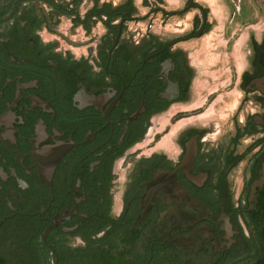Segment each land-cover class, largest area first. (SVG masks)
Masks as SVG:
<instances>
[{"label": "flooded vegetation", "instance_id": "1", "mask_svg": "<svg viewBox=\"0 0 264 264\" xmlns=\"http://www.w3.org/2000/svg\"><path fill=\"white\" fill-rule=\"evenodd\" d=\"M168 3L0 0V264H264V0Z\"/></svg>", "mask_w": 264, "mask_h": 264}, {"label": "rangeland", "instance_id": "2", "mask_svg": "<svg viewBox=\"0 0 264 264\" xmlns=\"http://www.w3.org/2000/svg\"><path fill=\"white\" fill-rule=\"evenodd\" d=\"M177 2H180V0H169V6H174ZM235 44L237 45V40L235 41ZM236 62V68L238 69V64H237V61Z\"/></svg>", "mask_w": 264, "mask_h": 264}]
</instances>
